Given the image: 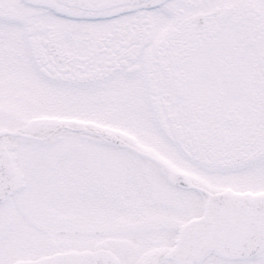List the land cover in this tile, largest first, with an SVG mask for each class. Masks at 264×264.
Here are the masks:
<instances>
[{
  "label": "snow or ice",
  "instance_id": "snow-or-ice-1",
  "mask_svg": "<svg viewBox=\"0 0 264 264\" xmlns=\"http://www.w3.org/2000/svg\"><path fill=\"white\" fill-rule=\"evenodd\" d=\"M0 264H264V0H0Z\"/></svg>",
  "mask_w": 264,
  "mask_h": 264
}]
</instances>
